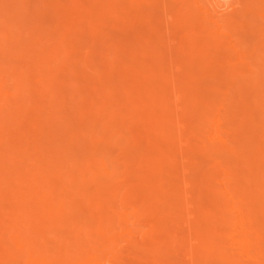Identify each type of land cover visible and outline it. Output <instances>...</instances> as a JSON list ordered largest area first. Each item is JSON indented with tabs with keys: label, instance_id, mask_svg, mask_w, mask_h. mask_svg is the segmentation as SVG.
<instances>
[{
	"label": "bare ground",
	"instance_id": "obj_1",
	"mask_svg": "<svg viewBox=\"0 0 264 264\" xmlns=\"http://www.w3.org/2000/svg\"><path fill=\"white\" fill-rule=\"evenodd\" d=\"M0 264H264V0H0Z\"/></svg>",
	"mask_w": 264,
	"mask_h": 264
}]
</instances>
